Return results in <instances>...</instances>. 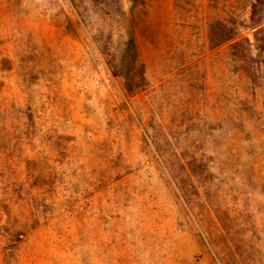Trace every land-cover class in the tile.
Segmentation results:
<instances>
[{
  "label": "rangeland",
  "instance_id": "1",
  "mask_svg": "<svg viewBox=\"0 0 264 264\" xmlns=\"http://www.w3.org/2000/svg\"><path fill=\"white\" fill-rule=\"evenodd\" d=\"M0 264H264V0H0Z\"/></svg>",
  "mask_w": 264,
  "mask_h": 264
}]
</instances>
